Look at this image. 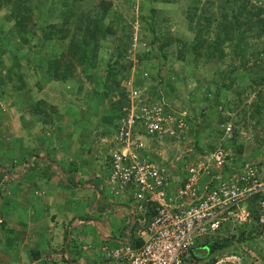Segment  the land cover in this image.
I'll return each instance as SVG.
<instances>
[{
	"label": "rangeland",
	"instance_id": "1",
	"mask_svg": "<svg viewBox=\"0 0 264 264\" xmlns=\"http://www.w3.org/2000/svg\"><path fill=\"white\" fill-rule=\"evenodd\" d=\"M104 1L112 5L108 11L107 18L104 19V24L111 27L112 33L111 35L108 34L106 41L98 38L99 49H97V55L100 57L98 61H100L102 66H105L106 61L113 55L111 53H113L114 46L117 45L123 34L127 33L131 36L132 44L130 47L126 48L124 43L122 49L124 59L120 60L127 65L129 69L124 74L127 75L125 81L131 80V86L139 89L141 94L151 102L160 101L168 109V113L174 111L175 113L182 112L188 115L187 122H189L190 128L188 127L184 140L178 141L173 138L164 137L158 139L162 142L159 141L158 143V140H154L155 138L140 135V133L134 129L132 140L142 142L145 154H151L152 157H156V159L153 158L155 160L154 162L171 169L175 163L180 164L186 158H193L200 155L195 148H192L194 140L199 143L200 148H213L214 151L215 148L222 143L221 136H223V132H225L223 126L231 124L232 135L230 140L236 141L234 146H230L233 153H236L239 161L259 160L263 173L262 179L264 180V86L260 88L261 93H259V88L244 90V87L247 88L250 86L248 80L237 77L238 80L232 88L236 91L230 89L218 94L216 93V87H220L223 82L222 80L227 78V71H229L232 60L231 48L225 45V56L222 59L213 58L211 61H207L208 59L202 57L198 58L196 63H193V57L184 53V49L181 47V41L183 39L188 40V44L191 42L190 40L193 38L194 31L192 30V24H188L187 20L184 18L185 11L190 5H200L204 0H170V3H164L163 0L155 1V6L159 7L157 16L160 17L159 19H166L165 21L156 22L155 26L162 28L161 34L169 38L171 46L167 48L162 44V40L156 42L154 45V48H156L154 58L145 61L140 60V54L143 48L148 47L149 49L148 41L151 35L146 28V24L138 21L139 10H141L143 0ZM171 1L173 2L171 3ZM52 2L60 5V8H58L59 10L56 12L54 10L52 17H48L47 20L46 16L48 13L46 12H48L47 9L51 6ZM145 2L147 3V0H145ZM30 3L34 10V20L32 21L36 24V27L42 23L59 24L62 21V14H60V12L75 10L74 7H76L72 0H31ZM248 3L250 5H260L263 8L262 15L264 18V0H249ZM99 7V0H86L80 4V8L77 10H80L79 12L83 11L84 16L89 15L90 17H94ZM12 11L10 5H2L0 7V28L3 31L9 32L7 30L13 29L12 27H14ZM143 12L146 13L144 8ZM212 13H214V11ZM36 27L31 29L33 32L29 31L26 36V38H28V43H23L24 45L20 47V51L18 52L15 51L14 46H12L14 42L15 45L17 43V40H15V33L11 35L2 32L4 34L0 36V46L7 43L10 36L14 38L10 43L11 46L6 48L1 56L5 61H1L0 63V76H3L2 81H4V84H7V82H5L7 79L4 78V71L10 68L11 64L15 63L16 54L25 58H31L34 56V52L38 47L39 57L41 58L60 53L55 42L48 43L46 47L41 46L40 28ZM2 33L0 31V34ZM177 39H180V41H177ZM249 39L253 42L252 37H249ZM161 46H164V49L166 47V51L168 52V58L166 60H164L158 52V47ZM210 47H213V44H211ZM210 47H208L206 51H210L212 49ZM41 48L43 50H41ZM201 54H206L203 47L201 49ZM43 69H45V67ZM101 70L99 69V74L102 73ZM71 73L73 74L74 81H77L79 84V86H75L77 85L75 84L73 87H76V89L82 88L86 93H72L71 95L67 93V96L63 97V93H59L57 89V84L54 85L52 83V87H48V84L46 85L43 83L40 80V76H38L39 78H37V80L41 85L43 84V88L40 92H37V88L33 86L34 93H32V95L35 98H33V101L38 100V105L41 106L46 114L51 113L52 106L55 111V105L59 104L65 105L66 107L72 106L76 108L77 106L81 108V105L84 107L85 103V105H97L100 110L108 111L111 115L110 122L113 123L111 125H113L116 130L115 133L114 130L110 132L112 133L109 142V145L112 147L109 148L108 154V158H110L115 151L121 150L124 146L123 143L116 141L118 128L123 127V122L121 124L118 117V109L123 108L126 104L129 105L130 112V102L127 104L126 97L122 93L113 95L107 93L106 96H104L103 93L95 95L94 91L98 89L99 84H97L95 78L93 79L92 76L86 74L84 66H82L79 61L76 63L75 68H72ZM41 76H45L46 78V72L44 73L42 70ZM34 80H36V78ZM124 82L121 84V87L128 98V92L125 89ZM140 82L142 84H139ZM66 84L70 83L67 82ZM73 87H70L69 90H72ZM26 90L27 88L21 91L15 90V94L22 95V93H25V95H27L28 93ZM3 93H0V156L2 155L5 158H9L15 156V151L17 153L27 144L25 142L26 139L23 141L16 140L14 142L9 133L12 131L11 127L14 129L15 124H23V121L29 117L27 111L30 102L27 101L25 97L18 98L17 95L14 96L10 89H8L6 93ZM49 93H52V95H49ZM61 96L63 98H61ZM76 96L79 98H76ZM81 99L84 100L81 101ZM18 103H20V109L18 108ZM115 104H117L118 108ZM90 109L89 106L86 107L85 110L84 116L86 122H92ZM82 110L84 111V108H82ZM22 113H24L23 116L21 115ZM195 131H200V135L195 136ZM35 135H37V133ZM234 135H236V138L233 137ZM17 137L18 136H16V138ZM120 146L121 148H118ZM190 148L192 149L188 151ZM239 148L240 151L238 150ZM155 150L159 151V154H155ZM179 155L182 157L177 162L176 157ZM8 164L10 163H6V165ZM9 186L14 188L15 183L12 182ZM8 188L11 191V188ZM231 224L232 226L229 230H222L220 234L217 233L218 235L214 237L220 236L230 238L232 235L237 236L244 228V225L239 226L237 224ZM76 229L77 228L72 230V235H74ZM87 229L88 228H86V230ZM43 236V238H47L45 233ZM253 237V239L247 240L245 244H234L232 249H235L240 256H236L233 253L227 254V252H225L221 257L226 255L238 257V261H235L233 264H264V229H262L259 234L253 235ZM10 238L11 240L7 244V248L10 246L11 249H14L16 247V242H18L17 236L15 238L13 233ZM204 239L205 238H202L198 241L196 246L201 245ZM66 240H69V238L67 237ZM44 246H46V244L42 242V244H40V250L44 251L45 255H50V249L47 246L44 248ZM81 247L82 244L78 245V249L73 252L74 256L71 254V251H69L70 256L72 255L70 257L71 260L74 257L76 260L85 257L84 254H81ZM51 248L57 251L56 248ZM228 250H231V247ZM55 253L52 251V254ZM25 255L26 253H23V257H25ZM68 258H66V260L59 258L48 260L42 257L40 264H67ZM206 259H201L199 262L194 261L193 264H205L207 262ZM187 264L192 263L188 262ZM226 264L231 263L228 262Z\"/></svg>",
	"mask_w": 264,
	"mask_h": 264
},
{
	"label": "crops",
	"instance_id": "2",
	"mask_svg": "<svg viewBox=\"0 0 264 264\" xmlns=\"http://www.w3.org/2000/svg\"><path fill=\"white\" fill-rule=\"evenodd\" d=\"M1 61L5 62L3 58ZM40 80L48 87L57 84L63 97L76 92V87L69 88L78 84L74 77L70 84L45 76H40ZM6 82L0 85V93L10 89L17 95L15 82ZM17 96L29 102L34 98L32 93ZM89 106L92 122H86L84 116ZM52 107L49 116L41 106L34 115L28 110L29 117L23 124L11 127L9 133L14 142L26 139V146L15 151V156H0V264H40L42 257L48 260L69 257L67 264H110L102 248L114 250L129 241L132 247L137 246L140 240L136 228L141 218L133 214L134 201L129 190L118 194L110 191L107 180L110 132H116L111 115L97 105L85 103L81 108L59 104L54 111ZM12 182L14 188L9 186ZM13 233L18 242L14 249L7 248ZM44 233L47 238H43ZM42 242L50 249V255L40 250ZM80 244L85 257L71 260Z\"/></svg>",
	"mask_w": 264,
	"mask_h": 264
},
{
	"label": "built area",
	"instance_id": "3",
	"mask_svg": "<svg viewBox=\"0 0 264 264\" xmlns=\"http://www.w3.org/2000/svg\"><path fill=\"white\" fill-rule=\"evenodd\" d=\"M124 86L130 112L117 132L116 141L124 146L111 156L108 183L112 194L131 192L133 214L141 217L136 228L141 244L132 247L129 241L114 250L103 247L104 258L110 264H193L192 249L202 238L220 234L228 222L239 226L250 222L247 200L251 197H257V226L264 229L260 161L238 163L233 145L223 143L213 152L186 158L171 169L154 162L151 154H142V142L132 140L133 129L156 140L170 137L181 141L187 131L185 113H168L160 101L142 98L131 80ZM225 134L231 138V124L226 125ZM152 203L155 213L149 218ZM235 261L238 257L226 255L213 264Z\"/></svg>",
	"mask_w": 264,
	"mask_h": 264
},
{
	"label": "trees",
	"instance_id": "4",
	"mask_svg": "<svg viewBox=\"0 0 264 264\" xmlns=\"http://www.w3.org/2000/svg\"><path fill=\"white\" fill-rule=\"evenodd\" d=\"M72 1L74 6H76L74 7L75 10L60 12L62 14L61 23H42L36 27V24L32 21L34 20V10L30 3L31 0H0V7L2 5H10L13 10V29H9L7 30L9 32H6L0 28V31L1 33L5 32L11 35L15 33V40H17L16 45L14 42L15 51H20L19 49L24 45L23 43H28L26 36L29 31L33 32L31 29L34 27L40 28V43L42 47H46L50 42H55L60 51V53H56L57 55H48L45 58L39 57V47L35 50L34 56L31 58H25L16 54L15 63L11 64L10 68L4 71V78L8 81L13 80L15 82L16 91L27 88V93H33L34 86L37 88V92H40L43 84L41 85L37 78L41 76L42 70L44 73L46 72L47 77L51 81L67 83L73 78L71 70L73 67L75 68L76 63L79 61L84 66L86 74L92 76L93 79L95 78V81L99 84L98 89L94 91L95 95L103 93L106 96L107 93L112 95L122 93L126 97L127 104H129V100L121 87V84L127 79V75L124 74L129 69L120 60L124 59L122 54L124 43L126 48L132 44L131 36L127 33L123 34L117 45L114 46L113 53H111L114 56L112 55L106 61L105 66H102L100 61H98L100 57L97 55V49H99L98 38L106 41L108 34L111 35L112 33L111 27L104 24V19L107 18L108 11L112 5L104 0H99V9L94 17H90L89 15L84 16L83 11L79 12L80 10H77L80 8V4L86 0ZM155 1L147 0L146 3L143 0V5H141V10H139L138 21L146 24V28L151 35L148 41L149 49L148 47L143 48L140 54L141 61L154 58L156 50L154 45L156 42L162 40L164 46L167 48L171 46L169 38L161 34L162 28L155 26L156 22L166 20L165 18L159 19L160 17L157 16L159 7L155 6ZM163 1L164 3H170V0ZM248 2L249 0H204L200 5H190L185 11L184 18L188 24H192V30L194 31L193 38L190 40L191 42L188 44V40L183 39L181 41V47L184 49V53L193 57V63H196V60L202 57L208 59L207 61H211L213 58L222 59L225 56V45L231 48L232 60L229 71H227V78L222 80L223 82L220 87H216V93L218 94L232 89L238 80L237 77L248 80L250 86L247 88L244 87V90L259 88V93H261L260 88L264 86L263 8L257 4L250 5ZM58 8H60V5L52 2L51 6L47 9L48 12L46 13L48 15L46 19L52 17L54 10L56 12L59 10ZM143 8L146 13L143 12ZM212 10L214 13H212ZM3 34H0V36ZM249 37H252L253 42ZM13 39L10 36L8 42L0 46V58L5 50L4 48L10 47V41ZM178 40L180 41V39ZM211 44H213V47H210ZM164 46L158 47V52L166 60L168 58V52L166 51V47L164 49ZM202 47L206 52L205 55L201 54ZM208 47L212 49L206 51ZM41 50L43 49L41 48ZM44 67L45 69H43ZM99 69H102L101 74H99ZM235 73L236 75L234 76ZM35 78L36 80H34ZM3 83L4 81L0 78V85L2 86ZM139 84L142 83L140 82ZM77 85L79 86V84ZM75 90L76 92L74 93H83L84 91L82 88ZM141 97L145 98L143 95ZM28 106L29 113L32 115L40 112L37 101H31ZM128 112L129 105L126 104L123 108L118 109V117L121 123L125 120ZM47 116L49 115L47 114ZM196 135L199 136L200 131H195ZM233 137L236 138V135ZM194 143H196V151L201 153L213 151V148H200L199 143L195 140ZM238 150L240 151V148ZM256 204L257 197H251L247 200V207L250 211L251 219L248 224L244 225L243 230L237 236L232 235L230 238L211 236L204 239L203 243L199 246L209 249V255L205 264L215 263L225 252L240 256L235 249H232L234 244H245L247 240L249 241L254 238L253 235L260 233L261 229L257 227L258 212ZM153 213L154 206L151 205L149 214L151 215ZM231 226L232 224L230 222L226 223L224 230H229ZM230 247L231 250H228ZM194 261L199 262L200 260L194 258Z\"/></svg>",
	"mask_w": 264,
	"mask_h": 264
},
{
	"label": "clouds",
	"instance_id": "5",
	"mask_svg": "<svg viewBox=\"0 0 264 264\" xmlns=\"http://www.w3.org/2000/svg\"><path fill=\"white\" fill-rule=\"evenodd\" d=\"M127 115H128V114H127ZM126 118H127V116H126ZM126 118H125V119H126ZM183 120H184L185 124L187 125V129H188V127L190 128L189 122H187V120H188V115H187L186 113H185V116L183 117ZM123 122H124V121H123ZM121 124H122V123H121ZM225 127H226V125L223 126V130H225ZM119 129H120V128H119ZM119 129H118V130H119ZM223 133H224V135L222 136V143H220V145L223 144V143H227L228 145H229V144H232V145L234 146V144H235L236 141H231L230 138H228V137L226 136L225 132H223ZM146 137H148V136H146ZM149 138H151V137H149ZM163 138H164V137H163ZM169 138H170V137H169ZM154 140H156V139H154ZM157 140H158V139H157ZM174 140H175V139H174ZM159 141H160V140H158V143H159ZM160 142H161V141H160ZM161 143H162V142H161ZM161 143H160V144H161ZM193 144H194V148H195L196 143L193 142ZM216 148H217V147H216ZM216 148H215V149H216ZM195 150H196V149H195ZM112 151H113V150H112ZM198 152H199V151H198ZM212 152H213V151H212ZM157 153L159 154V152H155V154H157ZM199 153H200V154H204V153H201V152H199ZM205 153H210V152H205ZM142 154H145V151H144V150L142 151ZM234 156H235V159H236V161H237L238 163L249 162V161H239V160L237 159L236 153H235ZM157 157H158V156H157ZM153 158H154V157H153ZM155 158H156V157H155ZM111 163H112V157L109 158V171H110ZM108 173H109V172H108ZM107 180H108V179H107ZM151 205L155 206L156 204L152 203V204H150V207H151ZM149 210H150V208H149ZM149 210H148V212H147V216H149V218H151V217L154 215L155 211H154L153 214L150 215V214H149ZM257 227H258V226H257ZM258 228H259V227H258ZM259 229H260V228H259ZM261 230H262V229H261ZM140 244H141V241L139 242L138 245H140ZM138 245H137V247H138ZM134 247H136V246L134 245ZM196 247H200V246H196ZM196 247H194V248H196ZM194 248H193V249H194ZM193 249H192V250H193ZM193 256H194V255H193ZM194 258H195V257H194ZM206 258H207V257H206ZM206 258H205V259H206Z\"/></svg>",
	"mask_w": 264,
	"mask_h": 264
},
{
	"label": "water",
	"instance_id": "6",
	"mask_svg": "<svg viewBox=\"0 0 264 264\" xmlns=\"http://www.w3.org/2000/svg\"><path fill=\"white\" fill-rule=\"evenodd\" d=\"M192 253L196 259H204L209 255V249L207 247H196L192 250Z\"/></svg>",
	"mask_w": 264,
	"mask_h": 264
}]
</instances>
